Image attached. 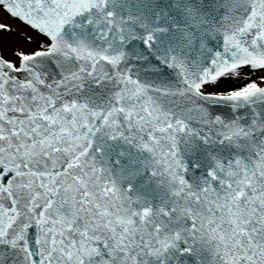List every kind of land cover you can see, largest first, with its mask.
<instances>
[{"label": "snow or ice", "instance_id": "obj_1", "mask_svg": "<svg viewBox=\"0 0 264 264\" xmlns=\"http://www.w3.org/2000/svg\"><path fill=\"white\" fill-rule=\"evenodd\" d=\"M0 264H264V0H0Z\"/></svg>", "mask_w": 264, "mask_h": 264}]
</instances>
